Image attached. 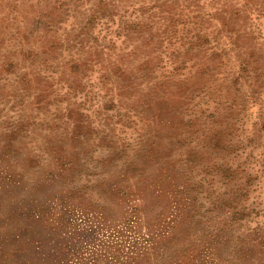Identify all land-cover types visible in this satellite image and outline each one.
<instances>
[{"label":"rangeland","instance_id":"rangeland-1","mask_svg":"<svg viewBox=\"0 0 264 264\" xmlns=\"http://www.w3.org/2000/svg\"><path fill=\"white\" fill-rule=\"evenodd\" d=\"M0 264H264V0H0Z\"/></svg>","mask_w":264,"mask_h":264}]
</instances>
